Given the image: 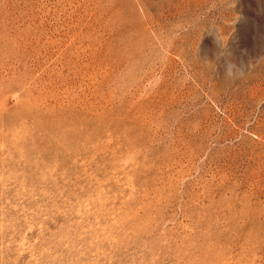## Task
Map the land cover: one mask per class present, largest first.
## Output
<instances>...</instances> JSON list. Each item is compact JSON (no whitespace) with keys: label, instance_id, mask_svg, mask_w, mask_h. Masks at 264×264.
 <instances>
[{"label":"rangeland","instance_id":"374dc122","mask_svg":"<svg viewBox=\"0 0 264 264\" xmlns=\"http://www.w3.org/2000/svg\"><path fill=\"white\" fill-rule=\"evenodd\" d=\"M0 264H264V0H0Z\"/></svg>","mask_w":264,"mask_h":264}]
</instances>
